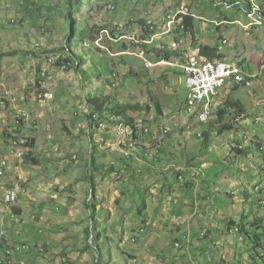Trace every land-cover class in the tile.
<instances>
[{"label": "rangeland", "instance_id": "374dc122", "mask_svg": "<svg viewBox=\"0 0 264 264\" xmlns=\"http://www.w3.org/2000/svg\"><path fill=\"white\" fill-rule=\"evenodd\" d=\"M225 1L230 0H216L220 6L210 9L211 0H85L77 15L80 30L108 26L116 34L102 31L96 44L106 52L93 47L92 37L84 45L80 35L76 36L80 46L74 49L86 56L83 68L90 76L86 79L57 62L64 54L70 29L68 0H0V54L15 51L14 55L0 56V153L11 161L6 184L14 182L19 172L4 137L5 131L16 129V113L27 114L21 135L36 139L30 149L32 156L22 169L28 193L8 208L3 203L7 185L0 191V216L4 215L0 229L8 234L10 244L30 242L32 249L23 255L27 264H264V204L259 205L264 199V151L256 146L251 149L256 134L264 144V103L258 125L243 126L234 121L236 110L227 113L224 121L214 113L206 123H200L186 110L184 77L169 66L148 68L144 62L148 57L139 47V43L154 41L141 38V18L170 39L174 34L165 30L167 22L172 18L181 23L183 12H178V7L190 10L184 5L193 6L196 37L218 48L226 39L222 51L239 52L246 70L259 72L251 87L234 89L233 81L226 85L230 95L251 111L264 97V21H259L258 13L248 15L238 6L229 8ZM232 1H236L232 5L238 1L248 4L247 0ZM252 2L253 7L260 4L264 10L263 1ZM221 16L238 21L217 25L215 21H221ZM248 24L251 28L246 29ZM180 37L186 39L181 45L192 44L189 35ZM165 45L160 47L176 49L180 44ZM193 54L203 58L199 52ZM101 56L115 66L114 73L104 72L103 79L96 77L92 63ZM130 71L139 76H130ZM38 76L43 83L35 88L32 84ZM98 92L120 103H142L140 109L129 113L137 126L149 132L138 127L134 139L126 123L120 119L111 122L112 115L99 114L96 119L101 126L92 130L83 114L89 109L85 96ZM40 95H44L42 101L36 98ZM157 100L163 113L156 108ZM163 128L170 129L171 135H166L165 129L163 155L153 166L135 151L154 136L160 137ZM240 144L244 145L243 153L238 152ZM92 150L98 162L107 166L94 172L96 194L87 179ZM124 150H129L130 157ZM148 158L152 160L153 155ZM180 172L185 173L183 179L177 176ZM168 176L175 179L167 181ZM237 186H243L247 194L236 192L237 199L232 200L227 192ZM93 205L103 257L100 252L97 255V248L87 246ZM217 209L236 215L241 212L236 220L250 221L251 236L238 233L237 226L227 231L221 227L224 234H217ZM242 214L248 217L243 219ZM209 229L217 234L216 239ZM211 240L220 242V247ZM89 241L95 245L93 237ZM42 247L44 251L39 253L37 249ZM216 247L224 250L225 259L221 260Z\"/></svg>", "mask_w": 264, "mask_h": 264}, {"label": "trees", "instance_id": "16d2710c", "mask_svg": "<svg viewBox=\"0 0 264 264\" xmlns=\"http://www.w3.org/2000/svg\"><path fill=\"white\" fill-rule=\"evenodd\" d=\"M260 1L264 2V0H260ZM234 2H236V1L230 0V1H225L224 4H226L227 6H231ZM238 2H240V1H238ZM247 3H248L247 6L243 5V3H242L243 7H241L239 4H236L235 6L240 7L242 11L247 10L249 13L253 10L255 5L253 7L252 0H247ZM84 4H85V0H68V5L66 7V10H67L66 20L70 25V29H69V32L67 34L68 35L67 43L64 44V46H63L64 54L59 55L57 57L58 58L57 62H58V64H61V66L62 65L65 66L64 68H67V69L72 68V69L77 70V72L81 73L84 78L88 79L90 77L88 74V71L85 70V68H83L85 61H86V56L78 53L77 50H75L76 45L80 46V42L75 40V38L77 35H80L79 37H81L84 40V45H85L86 40L88 38L92 37L93 38L92 41L94 43L93 47H96L98 49V51H104V50H101L102 48L99 47L96 44V42H97V40L102 39V34H101L102 31H104V30L109 31V27L108 26L97 27L96 25H94L92 27L85 28V30H80L77 15L80 14L81 9L83 8ZM211 4L208 5V8H210V7L214 8V7L220 6L217 4L216 0H211ZM201 5L202 4H199V6H201ZM113 7L115 8V6H113ZM192 7L193 6H190V8H192ZM247 11H246V13H247ZM257 12L260 14L261 18L264 19V10H263V7L260 6V4L258 5ZM178 17H180V16H178ZM221 18H224L227 20L231 19L228 16H221ZM195 19L196 18L194 17V15L188 14V15H185V20L182 24V26H184V27L181 26V23L180 24L176 23V30H175L176 32L175 33H176L177 39L179 38V36L185 35V34L186 35L192 34L195 37ZM140 24L143 27L142 28L143 32L141 34V37L143 40L150 39L154 34L158 33L157 27L153 23H149L145 18H141ZM49 32H51V31H49ZM109 33L114 35V36L116 35L114 33V30H110ZM221 38H223V37H221ZM79 40H80V38H79ZM224 40H226V39H224ZM222 45L223 44L221 43L219 48L215 44H213V45H209V44L201 45L199 47V55L201 57L207 59V60H212V61H214V60H217V61L218 60H225L224 55L221 53ZM120 46H122V42H121ZM139 47L142 48V50L145 52V54L148 57L156 59V60L157 59L171 60L174 58H180L181 60H184V58H185V51L181 50L179 48L178 49L161 48L159 45H157L155 43H152V44L142 43L139 45ZM85 48H86V46H85ZM218 50H219V52H218ZM104 52H106V51H104ZM14 54H15V51L14 52L13 51L12 52H4V53L0 54V56H8V55H14ZM50 59H51V57L49 58V62H50ZM92 63L94 66V74L96 75V77H98L100 79H103L104 72L114 73V67H115L114 64L110 63L104 56H101L99 58V60H97V61L95 59H93ZM237 63L239 66H241L246 71V65H245L246 61L245 60L240 58ZM177 73H179V72H177ZM128 74L130 76H139L138 73H135L132 71H130ZM253 79H255V77ZM39 81H40V76L37 77L35 84H32V86L34 85L35 88L40 87ZM240 86H242V85H239V84L236 85V87H240ZM45 91H47V90H45ZM152 101H154V100H152ZM85 102H86L87 107L89 109L87 112L84 111L83 114L88 117L89 125H90V128L92 127V130H96V129L98 130L99 127L101 126L100 119H96L97 114H99L101 116H106V117L112 115V118L110 119L111 122L116 121L117 119H120V121L122 123H126L133 130L137 129L135 119L129 112L131 110L140 109L142 103H140V102L120 103L113 96L104 95V94H101L100 92H98L95 95L90 94V93L87 94L85 96ZM156 108H157L159 113H163V106L159 100H157ZM230 109H234L237 111V113L240 114V113H242V111L245 110V106L243 105V103L239 99H235L234 97H230L226 101L225 106L223 108H221V110H219V112H218L219 118L218 119H220L222 121L224 119V117L227 115V113H229L231 111ZM24 113H26V112H22V114H20L21 116L18 118H17V113L15 114L14 118L16 120V125H15L16 129L14 130V132L5 131V133H4V137L9 142L10 149L12 148V146H14V141L20 137H26L29 140V142L27 144L29 146V148L33 149V147L35 146L36 139L34 137L30 138V136L21 135L22 126H23L24 120L26 119V117L23 115ZM168 135H171V134L169 133ZM135 138H137L136 133H135ZM205 143L208 144V139L206 140ZM239 148H240V146H239ZM260 150H262V151L264 150V145L260 146ZM238 152L242 153L243 151L238 149ZM31 153H32V151L29 150V152L27 153L26 158H25L24 166H26V163H28L29 158H31V156H32ZM128 157H130V155ZM6 159L8 161L10 160L8 157H6ZM145 159L148 163H151L154 166L156 164V162L159 160V156L157 158H153L152 160H150L148 158H145ZM1 161H2V156L0 153V166H1ZM106 167L107 166L105 164H100L98 162L96 154H95L94 150H92L91 155L88 159V171L89 172L91 171V172L87 175V179L91 183V186H92L91 190L93 191L94 194H96V189H97V183H96L94 172L97 170H100L102 168H106ZM111 168L114 169V166L113 167L111 166L110 169ZM6 175H8V174L6 173L3 177H0V178L3 179L4 177H6ZM11 184L12 183H9L6 185L10 186ZM23 186L26 187L27 191H25V193H22L20 195V200L22 199L23 196H25L28 193V186L26 184V180L23 181ZM263 204H264V199H262L260 201L259 205H263ZM6 207H8V206H6ZM10 207H12V206H10ZM10 207H8V208H10ZM143 208L144 209L147 208L146 203H143ZM140 211H143V210H140ZM16 212L19 213L18 211H16ZM89 216L93 222L87 228V239H88L87 240L88 241L87 246L89 248H93L91 242L89 241V239L91 237H93L95 246L97 247V250L100 252V257H103L104 252H103L102 245L100 243V231L98 230V223H97V217H96V206L95 205H93L92 213H89ZM232 226L233 227L237 226V227H235V229L238 233L251 236V233H249L248 225L241 224V223L238 225L234 224V223H230L229 224V230H232ZM142 229H144V228H142ZM6 235L7 234L5 233V235H2L3 238H1V243H0V253L1 254H4V252H6V248H8V246L10 247V245L11 246L22 245L24 243L30 244V242H26V241H24L22 243L10 244L8 238H5ZM134 241H136V238H134ZM30 246H31V244H30ZM258 246H261V244H258ZM30 249H32V248H30ZM263 249H264V246H263ZM37 250L39 251V253H43L44 248L43 247L40 249L38 248ZM26 251L27 250L20 253V258H21V260H23L25 262V264L28 263L24 259L25 257L23 258V255L26 253Z\"/></svg>", "mask_w": 264, "mask_h": 264}, {"label": "built area", "instance_id": "2783aa9c", "mask_svg": "<svg viewBox=\"0 0 264 264\" xmlns=\"http://www.w3.org/2000/svg\"><path fill=\"white\" fill-rule=\"evenodd\" d=\"M178 12H183V16L190 14V10H183V5L180 6ZM249 14H255V11L249 12ZM171 18L165 30H170L173 32L174 24ZM180 24V22H177ZM184 27V26H183ZM51 33V32H49ZM162 33H156L153 35L152 39L160 38ZM228 43L227 40L223 41V46ZM170 44H180L178 40H173ZM144 62L147 67H157V66H169L180 68L183 72V77L185 79V85L188 90V95L186 99V110L189 115L195 116L196 119L199 118H211L213 110L215 108L214 99L219 96L220 92L225 88V86L233 81L235 84H239L246 87H251L254 83V75L246 72L241 66H236V68H224L221 65L209 64L208 61L203 59H197L195 54L187 55L184 60L178 59H157L151 60L145 58ZM46 75V71L42 72V76ZM43 83L42 80L39 84ZM39 101H42L44 95L36 96ZM21 115L18 114L17 118ZM26 117V116H25ZM28 142L26 137H20L14 141V146H12V152L15 157V153H22V164H18V174L16 179V189H9V186H4V195H6V202H3L6 206L10 207L16 205L18 200H20V195L23 193V181L26 176L22 171V166L24 165L26 155L28 153ZM245 143L247 139L245 138ZM21 144V145H20ZM240 148H244V145L240 144ZM253 148V147H252ZM11 161L7 160L6 157L2 158L0 166V177H3L10 169ZM141 231H144L142 229ZM2 235H5V231H2ZM179 246V244H176ZM30 244L24 243L22 245H16V256L8 255V248L4 254L0 253V264H25L20 258V253L30 249Z\"/></svg>", "mask_w": 264, "mask_h": 264}, {"label": "crops", "instance_id": "0c3cea01", "mask_svg": "<svg viewBox=\"0 0 264 264\" xmlns=\"http://www.w3.org/2000/svg\"><path fill=\"white\" fill-rule=\"evenodd\" d=\"M189 6V5H188ZM192 11H193V9H192ZM197 17V16H196ZM199 18H201V16H199ZM201 20H203V19H201ZM238 20H233V19H230V20H227V19H224V18H222L221 19V21H215L216 22V24L217 25H225V23L226 22H229V23H235V22H237ZM212 23V22H211ZM247 25H245V28L247 29V27H246ZM195 28H196V24H195ZM218 29H220V26H218ZM220 31V30H219ZM189 37H191L192 38V44H184V45H179V49H181V50H184L185 51V57L187 56V55H189V54H192V53H195V52H199V47L201 46V45H205L206 43L205 42H203L202 40H199L197 37H196V34H195V37L192 35V34H190L189 35ZM173 39H175V38H167V36L166 37H163V38H161V42L162 43H165V42H170V41H173ZM186 40V39H185ZM185 40H184V38H182V41L183 42H185ZM209 45H212V44H209ZM165 47H167V45H165ZM169 48H171V47H169ZM222 50V49H221ZM239 51V50H238ZM218 52H219V50H218ZM221 53L224 55V58H225V60H227V61H230V62H234V63H237L238 61H239V55H240V53L239 52H237V54H234V55H232V54H230V53H227V51H226V49H224L223 51H221ZM204 60H206L207 61V59H205V58H203ZM178 70V71H177ZM175 71L176 72H179L180 73V75L183 77L184 75L183 74H181L182 73V70H180L179 68L177 69V68H175ZM246 72H248V73H251L252 75H254L255 76V79H254V81L258 78V76H259V72L258 73H255V72H253L250 68L249 69H247L246 70ZM260 73H261V70H260ZM236 85L237 84H234L233 85V88L234 89H237V88H239V87H236ZM253 88V87H252ZM230 97H233V96H231L230 95V92L227 90V88H226V86H225V88L220 92V94H219V96H217L215 99H214V102H215V108H214V110H213V113H212V115L214 114V113H217V114H219L218 112H219V110H221V108H223L224 106H225V103H226V101L228 100V98H230ZM235 98V97H234ZM235 99H237V98H235ZM240 100V99H239ZM241 101V100H240ZM242 103H243V101H241ZM264 103V97L262 98V99H260L256 104H257V107L256 108H253L251 111H248L247 109H246V107H245V110L244 111H242V113H238L237 114V116L234 118V121H238L239 123H241L243 126L244 125H246V123H248L249 125H250V123H253V125H258L259 124V122L262 120V117H261V114H262V110H263V108H262V104ZM243 105H244V103H243ZM264 105V104H263ZM245 106V105H244ZM231 111L232 110H234V109H230ZM230 111V112H231ZM230 112L228 113V114H230ZM254 115H256V118H254ZM226 117V116H225ZM225 117H224V119L222 120V121H224L225 120ZM218 118H219V115H218ZM257 119V120H256ZM252 121V122H251ZM236 123V122H235ZM255 137H256V139L255 140H253L252 142L254 143V142H263L259 137H258V134H256L255 135ZM145 144V146H141L139 149H141V150H139V151H135V153L139 156V157H141L142 159H144V160H146L145 158H148V157H152V155H153V157H154V154H153V147H155L156 145H157V143H158V136H154V139L153 140H150V141H148V142H144ZM162 143H165V140L162 142ZM162 143H160V154H159V159L161 158V156L163 155H161V153L163 152V147H161V144ZM244 152V151H243ZM242 152V153H243ZM155 158V157H154ZM149 159V158H148ZM261 168H264V166H261ZM167 171V170H166ZM168 172V171H167ZM166 172V174H168ZM10 173H11V171L8 173V176L7 177H5V178H3V179H1L0 178V191L1 190H3V186L6 184V183H8V181H10ZM184 176H185V174H184ZM169 178H167V181H172L173 179H175V177L174 178H171L170 176H168ZM234 182V181H233ZM235 183V182H234ZM187 184H191V183H187ZM230 184V183H229ZM243 191V192H242ZM236 192H242L244 195H246L247 194V191L243 188V186H237L235 189H233V190H231L230 188H229V191L227 192V194H228V196H230V198L233 200H235V199H237V196H236ZM236 193V194H235ZM247 200L248 201H250V198H248L247 197ZM1 202V201H0ZM247 202V201H246ZM229 203L230 202H228V205H229ZM1 204V203H0ZM3 204V203H2ZM162 209L164 210V214L166 213V210H167V206H166V204H164L163 205V207H162ZM217 211V219L218 220H220V221H218V224L220 225V226H218V229H217V231H218V233L217 234H220V232H221V234H224V230H222V228L221 227H226L225 228V231H227V230H229V224L230 223H234V224H240L236 219L238 218V216H239V214H241V212L239 213V214H234V213H231L230 214V211L229 212H227V213H223V212H221L220 210H216ZM7 213H9L8 212V208H7ZM0 215H1V212H0ZM3 216L4 215H2V216H0V218L2 219L3 218ZM260 216L261 215H258V218H260ZM246 217H248V215H244V214H242V218L243 219H245ZM249 222L250 221H246V223L245 222H243L242 221V223L241 224H246V225H248L249 224ZM177 224H178V222H177ZM225 224V226H223ZM2 229V228H1ZM1 229H0V243H1V238H3V236H2V231H1ZM204 229L205 228H203L202 229V231H201V233L204 231ZM209 231L212 233V235H213V238L214 237H216V236H214V234L215 235H217L215 232H213L211 229H209ZM5 238H8V234L5 236ZM218 238H220L219 236H218ZM214 239H216V238H214ZM211 242V244H212V242L215 244V245H218V247H220V242H217V241H210ZM212 246V245H211ZM210 249H212V248H210ZM216 249H218L217 247H216ZM215 249V250H216ZM222 249V248H221ZM219 250V249H218ZM220 251V250H219ZM220 254H221V260L222 259H225V257H226V254L224 253V250H221L220 252H219ZM129 256H131V257H134V255H130L129 254ZM136 258H134V260H135ZM222 264H223V262H222Z\"/></svg>", "mask_w": 264, "mask_h": 264}, {"label": "clouds", "instance_id": "9594fccd", "mask_svg": "<svg viewBox=\"0 0 264 264\" xmlns=\"http://www.w3.org/2000/svg\"><path fill=\"white\" fill-rule=\"evenodd\" d=\"M236 4H239L241 7H243V5H242V3L241 2H237ZM236 4H234V5H231L229 8H231V7H233V6H235ZM180 6H182V5H180ZM180 6L178 7V9L180 8ZM184 6H187V7H189L190 8V6H188V5H184ZM177 9V10H178ZM176 10V11H177ZM190 10H191V14L192 15H194V17L196 18V15L195 14H193L192 13V8H190ZM244 12H246L245 10H244ZM248 15H249V13H248ZM181 17V16H180ZM182 22H181V26H182V24H183V22H184V20H185V16H183L182 17ZM168 23V22H167ZM177 23V22H176ZM176 23L174 24V29H173V32H171L170 34H174V37L173 38H175L176 40H178L179 42H180V44L182 43V38L179 36V38L177 39L176 38ZM179 24V23H178ZM167 25V24H166ZM183 27V26H182ZM166 28V27H165ZM158 33H160L159 31H158ZM170 34H165V35H170ZM155 35V34H154ZM153 37V36H152ZM152 37L150 38V39H152ZM164 37V35H162V36H160V38H156L154 41H153V43H155L156 41H159V43L157 44V43H155V44H157V45H162V44H166L167 46H169L170 45V42H165V43H162L160 40H161V38H163ZM183 37V36H182ZM142 38V37H141ZM150 39H147V40H150ZM175 39H173V40H175ZM143 43H146V42H143ZM66 44V43H65ZM142 44V43H141ZM147 44H149V43H147ZM150 44H152V43H150ZM139 45H140V43H139ZM141 48V47H140ZM179 48V46L176 48V49H178ZM170 49H174V48H170ZM141 51L143 52V53H145L143 50H142V48H141ZM148 57V56H147ZM149 59H151V60H156V59H153V58H150V57H148ZM174 59H178V58H174ZM172 60V59H171ZM146 65V64H145ZM158 67V66H157ZM149 68V67H148ZM171 68H173V69H175V68H177V67H171ZM178 69V68H177ZM180 69V68H179ZM181 70V69H180ZM182 74H183V72H182ZM186 103V102H185ZM212 116V115H211ZM193 117H195V116H193ZM196 119V118H195ZM211 119V118H210ZM197 120V119H196ZM176 125H178L179 126V123H176ZM120 127H122V126H120ZM120 127H118V128H120ZM138 127H140V129L142 130V131H145V132H149V129L148 128H142L141 126H137L136 125V130H131V132H130V134H131V136H133V138L134 139H136L135 138V133H136V135H137V131L139 130V128ZM123 129V128H122ZM165 129H167L168 130V132L167 133H165L166 135H168L169 133H170V129H168V128H163V133H162V135L160 136V137H158V143H157V145L155 146V147H153V154H154V157L155 158H157L158 156H159V154H160V143H162L164 140H165V136H164V130ZM135 132V133H134ZM199 136H201V134H199ZM137 137H138V135H137ZM252 142V141H251ZM253 143V142H252ZM261 145H264L263 144V142H256L254 145H252L251 146V149L253 150L254 148H255V146L258 148V149H260V146ZM254 146V147H253ZM129 147V146H128ZM130 147L131 148H133L134 147V144H133V142H131L130 141ZM253 147V148H252ZM31 148H29V150H30ZM238 149H240V150H242V151H244L245 150V148H239L238 147ZM12 150V149H11ZM133 150H135V148L133 149ZM264 151V150H263ZM29 152V151H28ZM13 153V152H12ZM124 153L127 155V156H129L130 155V152H129V150H127V152L126 151H124ZM2 156V155H1ZM5 156H2V158H4ZM13 157H14V155H13ZM153 157V158H154ZM13 159H15V157L13 158ZM16 160V159H15ZM152 162V161H151ZM16 165H17V167H18V164H17V162H16ZM24 166V165H23ZM22 166V169H24V167ZM11 171V168L8 170V172H7V174L9 173ZM23 172H24V174H25V171L24 170H22ZM177 171V170H176ZM178 174V173H177ZM26 176V175H25ZM178 176V178H180V179H183V177H184V172H180V174L179 175H177ZM5 178V177H4ZM202 235L204 234V231L201 233ZM177 243V242H176Z\"/></svg>", "mask_w": 264, "mask_h": 264}, {"label": "bare ground", "instance_id": "6f19581e", "mask_svg": "<svg viewBox=\"0 0 264 264\" xmlns=\"http://www.w3.org/2000/svg\"><path fill=\"white\" fill-rule=\"evenodd\" d=\"M184 9H188V7H184ZM257 10H258V6H256L255 5V7L253 8V11H255V14L256 13H258L257 12ZM190 14H191V12H190ZM257 17H258V19H259V21L261 22V23H263V21H264V19L263 18H261V16H260V14L258 13V15H257ZM247 28H251V26L248 24L247 26H246ZM203 59V58H202ZM208 62H209V64H214V65H221V66H223L224 68H236V66H239L238 65V63H234V62H230V61H226V60H214V61H212V60H208ZM65 67V66H64ZM39 90V89H38ZM37 90V91H38ZM24 116H27V114L26 113H24L23 114ZM208 119H210V118H199V119H197L200 123H206L207 122V120ZM206 121V122H205ZM126 127V126H125ZM129 129H132V128H129ZM124 130V129H123ZM165 131V130H164ZM166 132H167V130H166ZM130 135V134H129ZM122 136V135H121ZM246 139H247V144L249 143V139L247 138V136H246ZM129 140V139H128ZM129 142V141H128ZM130 144V143H129ZM240 146V145H239ZM125 151V150H124ZM135 151V150H134ZM15 161L18 163V164H22V153H15ZM9 189H16V179L14 180V182H12V184L9 186ZM25 191H27L26 190V187H24L23 188V193H25ZM4 200H5V202H6V195H4ZM4 200H3V202H4ZM18 202H19V200H18ZM8 255L9 256H16V245H13V246H11L10 245V247L8 246Z\"/></svg>", "mask_w": 264, "mask_h": 264}, {"label": "water", "instance_id": "95a60500", "mask_svg": "<svg viewBox=\"0 0 264 264\" xmlns=\"http://www.w3.org/2000/svg\"><path fill=\"white\" fill-rule=\"evenodd\" d=\"M91 244H92V246H94L95 248H97L93 243H92V241H91ZM97 255H99V251L97 250Z\"/></svg>", "mask_w": 264, "mask_h": 264}]
</instances>
